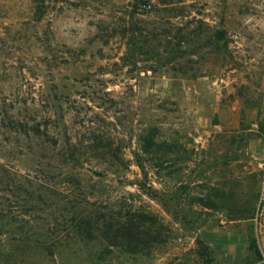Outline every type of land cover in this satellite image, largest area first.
Segmentation results:
<instances>
[{
    "label": "rangeland",
    "instance_id": "1",
    "mask_svg": "<svg viewBox=\"0 0 264 264\" xmlns=\"http://www.w3.org/2000/svg\"><path fill=\"white\" fill-rule=\"evenodd\" d=\"M11 116L79 142L72 172L84 181L64 186L73 200L162 221L165 242L149 256L110 264H264V0H46L39 13L31 0H0V163L49 187L66 180L34 168L41 140L1 130ZM151 135L176 142L174 169L142 153ZM214 188L255 201L253 219L200 206ZM20 204L0 193L3 209ZM84 254L63 251L60 264H87Z\"/></svg>",
    "mask_w": 264,
    "mask_h": 264
},
{
    "label": "trees",
    "instance_id": "2",
    "mask_svg": "<svg viewBox=\"0 0 264 264\" xmlns=\"http://www.w3.org/2000/svg\"><path fill=\"white\" fill-rule=\"evenodd\" d=\"M44 2L46 0H31L34 12L39 13ZM30 120L32 124L29 126L11 116L10 121L2 123L1 130L30 140H41L36 146L40 155L31 154L36 156L34 168H44L47 173L61 171L66 180L59 186L49 187L42 180L32 179L29 174H13L6 165L0 163V193L7 196L8 200L16 199L21 203L17 213L0 207V264H23L30 260V255H34V264H60L62 252L70 249H75L77 253L85 251L87 264H110L109 261L116 254L130 259L146 258L155 246L165 242L167 229L162 221L141 208L130 207L125 210L117 208L114 202L106 204L97 202L98 199L91 203L86 199L73 200L70 191L64 186L74 179L84 181L80 178L84 174L72 172V166L81 164L79 155L73 151L79 142L57 133L53 125H41ZM155 138L152 135L140 138L142 153L150 154L149 162L157 167L166 164L169 171L174 169L178 151L176 142L157 141ZM91 142L95 150L103 147L99 139H91ZM105 147L110 145L106 144ZM107 157L109 163L122 166V158L113 154ZM104 159L103 156L92 157L97 165L105 164ZM135 164L142 176L146 177L144 159L135 156ZM103 173L96 172L95 175L102 177ZM137 186L140 190L145 188L142 183ZM77 188L79 195L84 197L85 187ZM177 194L178 190H174L171 196L174 198ZM210 196L213 198L200 200V206L233 212L240 219H253L255 201L235 202L232 189L226 192L225 189L214 188ZM214 198L219 200L215 201ZM221 199L229 201L228 204H223ZM249 243L250 249L259 257V250L251 235ZM197 244L201 243L197 241Z\"/></svg>",
    "mask_w": 264,
    "mask_h": 264
}]
</instances>
